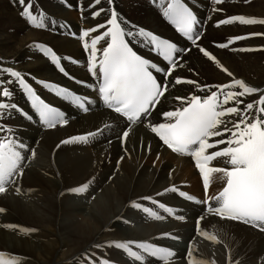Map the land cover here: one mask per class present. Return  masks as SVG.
<instances>
[{"label": "bare ground", "instance_id": "bare-ground-1", "mask_svg": "<svg viewBox=\"0 0 264 264\" xmlns=\"http://www.w3.org/2000/svg\"><path fill=\"white\" fill-rule=\"evenodd\" d=\"M170 1L112 0L109 3V0H100L96 4L95 0H25L32 3L34 14L43 13L46 17L45 27L36 28L21 15L23 8L19 3L0 0V68L19 71L37 95L63 112L67 121L48 128L40 121L31 99L15 78L0 73V80L13 81L4 85L11 91V97H0V101L17 105V109L0 110V140L10 138L17 145L25 146L17 149L24 157L23 175L0 194V208L4 209L0 212V253L6 254L5 260L11 258L19 264H91V260L96 264L104 260L110 264H141L113 246L133 241L171 249L175 255L170 264H189V250L194 257L209 264H264V231L242 221L222 219L207 211L208 204L196 203L218 195L225 186L222 174L213 177L206 195L194 158L171 151L149 127L168 122L165 113L186 106L177 97L187 99L196 95L203 99L219 91L217 85L232 83L235 79L261 91L238 97L243 103L237 105L232 101L225 107L245 110L247 103L255 104L264 95V35H253L264 34V25H242L238 21L220 23L233 16L264 19V0H223L220 4L214 0H185L198 17L197 46L174 34L164 15ZM113 8L125 32L136 33L143 28L172 38L177 42V49L183 50L176 53V68L172 69L170 64L156 57L146 37L127 36L151 63L170 72L165 77L163 72L151 69L160 83H167L168 89L150 114L134 124L109 109L97 90L101 78L99 64L110 37L98 40L96 75L90 71L91 40L111 27L107 21ZM98 11L100 15L95 16ZM90 29L96 30L81 39L83 32ZM243 36L246 37L243 42L234 39ZM36 44L52 48L61 57V67L68 75L35 47ZM221 44L228 46L219 47ZM201 48L216 59L210 60ZM176 78L194 83L175 84ZM37 81L80 96L88 111L81 110L71 97L64 98ZM230 90L241 91L235 88L223 92ZM255 114L254 107L249 115ZM222 119L231 128L232 122L240 117L228 115ZM223 128L221 125L220 130ZM125 129L129 130V136L122 143L121 134ZM91 132L98 134L87 143H61ZM229 136L230 133H226L212 137L209 142ZM225 147L226 144H220L208 151ZM224 160L218 158L211 166L229 167ZM85 183L89 185L86 193L71 191ZM173 187L176 192L170 191ZM180 192L194 199L188 200L180 196ZM133 203L140 204L141 208L132 207ZM210 203L215 205L216 202ZM160 204L171 208L173 213L165 212ZM144 207L164 219L156 220L142 210ZM198 221L200 228L216 234L221 243L200 235ZM24 229L35 231L25 233ZM132 248L140 252L134 245ZM141 254L145 257L143 264H162L155 257Z\"/></svg>", "mask_w": 264, "mask_h": 264}, {"label": "snow or ice", "instance_id": "snow-or-ice-1", "mask_svg": "<svg viewBox=\"0 0 264 264\" xmlns=\"http://www.w3.org/2000/svg\"><path fill=\"white\" fill-rule=\"evenodd\" d=\"M214 2L220 4L223 0H214ZM13 3H19L22 6L23 11L21 15L33 27H45L46 17L43 13L39 14V16L34 14L32 3H26L25 0H13ZM95 3L99 4L100 0H95ZM109 3H112V0H109ZM94 15L98 16L100 12L98 11ZM164 15L176 26L178 31L186 36L188 40H191L193 44H196L199 34L197 33L194 38V33H196L195 25L198 21L196 16L187 7L181 4L179 0H173L165 10ZM237 21L242 25H264V19L247 18L245 16H233L220 23L230 24ZM107 24L111 27L102 36L91 40L92 67L90 71H92L94 76L96 75L97 65L95 60L98 39H103L105 36L110 37V43L103 50V59L99 64V69L102 73V84L98 91L104 104L109 109L119 113L131 124H134L141 121L142 116L146 118L150 114L152 108L159 103L160 97L168 89L167 83L162 84L158 82L150 69H154L156 72H163L165 77L170 75V72L139 56L129 46L125 37L133 35L146 37L154 50L159 51L163 55V58L168 61L172 69L176 68L175 54L183 50L177 49L175 44L163 40L143 28H140L136 33L131 31L125 32L118 21V13L114 8L111 10V16ZM100 27H103V25ZM95 30L84 31L81 39L88 37L90 32ZM245 38L236 37L234 39ZM218 46L227 47L228 45L221 44ZM35 47L48 56L61 72L68 75L64 68L61 67V57L52 48L43 44H36ZM84 47L87 50L89 44L86 42ZM200 50L210 60L216 59L205 49L201 48ZM240 50L245 51L250 49ZM216 62L219 63V61ZM224 71L228 72L227 69H224ZM0 73H6L8 76L15 78V81L18 82L31 99L32 106L38 114L40 121L48 128H54L58 123L61 125L67 123L64 119V113L46 104L19 71H15L12 68H0ZM228 75L232 76V73L228 72ZM12 82L11 79L7 81L0 80V97H11V91L4 85L11 84ZM37 83L56 90L57 94L64 98L71 97L81 109L85 112L88 111V108L85 107V101L81 100L78 96L72 95L67 89L58 88L43 81H37ZM174 83L193 84L194 81L176 78ZM216 88L219 91L211 92L210 95L203 99L196 95H192L187 99L177 97L186 106L165 113L164 116L168 122L149 125V127L171 151L194 158L195 166L202 174L206 195L213 177L216 174H222V177L225 179V186L218 195L210 197L205 201L197 200L196 203L208 204L207 211L222 219L242 221L245 224H251L264 231V118H262V115H264V95L255 104L247 103L245 110H241L236 106L225 107V105L232 101L239 105L243 101L239 100L238 97L255 94L260 92V89L249 86L241 79H235L232 83L217 85ZM235 88H239L241 91L230 90L223 92L224 89ZM201 90L203 91V89ZM222 92L223 98L221 99L220 93ZM254 107L257 114L249 115ZM9 109H17V105L0 101V110L6 111ZM20 111L22 112V110ZM22 114L27 119H32V116L27 113ZM228 115H239L240 117L239 120L232 122L231 128L227 126L228 122L222 119ZM0 118H2V114H0ZM221 125H224L223 130H220ZM226 133H230L229 138L209 142L212 137L224 136ZM97 134V132H91L86 135L74 136L63 140L61 143H87L90 137H94ZM128 136L129 130L125 129L121 134L122 143L127 141ZM220 144H226L227 147L209 153V149L217 148ZM24 147L23 144L17 145L15 140L10 138L0 140V194L5 193L9 186L16 183V178L23 175L22 164L24 157L17 149ZM32 155L35 156L34 151ZM218 158H225L224 162L229 167L211 166L212 161ZM88 187L89 185L85 183L71 189V191L75 194H84ZM16 191L19 192V188ZM170 191L176 192L177 189L173 187ZM179 195L186 197L188 200L194 199V197L184 192H180ZM144 199H150V197H145ZM213 200L216 202L215 205L210 203ZM152 203L155 204L157 202L152 201ZM132 207L139 209L141 205L133 203ZM159 207L170 215L173 213L171 208L163 204H160ZM142 210L156 220L164 219L163 216L158 215L148 207H144ZM3 211L4 209L0 208V212ZM178 218L183 219V217ZM202 220L203 217H200V221ZM23 231L27 233L35 231V229H24ZM198 232L214 243H221L216 234H210L208 231L200 228L199 221ZM171 238L177 239V237ZM133 245L140 252L133 251ZM113 246L124 250L133 259L140 261L141 264H143L145 259L141 253H146L150 257L157 258L162 264H170V259L175 255L171 249L158 247L146 242H118ZM5 255L4 253H0V264H19V261L11 258L5 260ZM187 255L190 258L189 264H209L207 261L194 257L192 250H189ZM91 264H96V261L91 260ZM101 264H110V262L104 260L101 261ZM212 264H215V262H212Z\"/></svg>", "mask_w": 264, "mask_h": 264}, {"label": "rangeland", "instance_id": "rangeland-1", "mask_svg": "<svg viewBox=\"0 0 264 264\" xmlns=\"http://www.w3.org/2000/svg\"><path fill=\"white\" fill-rule=\"evenodd\" d=\"M70 9V8H69ZM244 37V36H243ZM203 38V37H202ZM202 38L200 39V42L199 43H201V40H202ZM72 39H74V38H72ZM76 39H78V38H76ZM76 39H74V40H76ZM244 40L243 39H239V40H237L236 42H238V43H240V42H243ZM198 42V41H197ZM197 42H196V44H192V45H194V46H197ZM180 58V57H179ZM180 61H181V58L179 59ZM179 61V62H180ZM148 120V119H147ZM146 120V121H147Z\"/></svg>", "mask_w": 264, "mask_h": 264}]
</instances>
